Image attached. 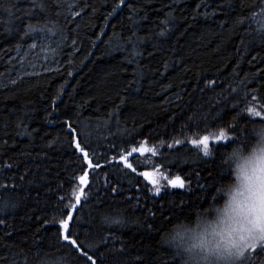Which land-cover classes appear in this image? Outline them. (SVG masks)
Listing matches in <instances>:
<instances>
[{"label": "trees", "instance_id": "16d2710c", "mask_svg": "<svg viewBox=\"0 0 264 264\" xmlns=\"http://www.w3.org/2000/svg\"><path fill=\"white\" fill-rule=\"evenodd\" d=\"M45 43L43 69L19 76V52ZM262 106L264 0H0V264H86L54 223L81 187L70 230L96 264H181L162 237L213 201L226 153L264 122L246 109ZM205 135L208 157L192 144ZM141 147L156 154L128 155Z\"/></svg>", "mask_w": 264, "mask_h": 264}, {"label": "clouds", "instance_id": "9594fccd", "mask_svg": "<svg viewBox=\"0 0 264 264\" xmlns=\"http://www.w3.org/2000/svg\"><path fill=\"white\" fill-rule=\"evenodd\" d=\"M248 135L247 145L226 153L229 179L213 201L162 237L181 264H242L246 246L264 242V122L252 124Z\"/></svg>", "mask_w": 264, "mask_h": 264}, {"label": "snow or ice", "instance_id": "6c2138e0", "mask_svg": "<svg viewBox=\"0 0 264 264\" xmlns=\"http://www.w3.org/2000/svg\"><path fill=\"white\" fill-rule=\"evenodd\" d=\"M125 2V0H120V5H123ZM41 8L44 7V4L41 3L39 5ZM77 15H79V13H77ZM32 27V26H30ZM34 30V29H33ZM164 33H161V35H163ZM264 107V106H262ZM247 113L251 116V117H259L261 118L262 121H264V117L261 116V112L258 111L256 108L254 107H249L246 109ZM68 129H69V134L73 135V139H72V145L74 146L75 150H78L81 154L82 157L81 159L83 161L86 162L87 168L88 169H98L100 168L102 165H100L98 162L94 165L92 162V159L89 157V152L86 150V147L82 145L80 139L74 135L76 132V129L72 127L71 122H65ZM215 139L217 142L220 141H229V143L231 142L228 131L226 129L221 128L218 133L215 136ZM176 144H179L180 141H175ZM209 136L205 135L201 140L196 141L193 140L192 144L200 146L202 145V151H203V155L205 157L210 156V148H209ZM169 147H172V145H169ZM136 151H140L141 153L143 152H151L153 155L156 154V149L153 148H146V147H141L140 149H136L133 148L131 150V152L128 153V155H131L132 152H136ZM113 159H115V157H113ZM120 160L124 162V165L131 169L133 172L136 171L135 168L132 167V165L130 163H128L127 160V156L126 155H122L120 157ZM141 175L147 177L150 181V183L154 186V192L156 196H159L161 193V185L158 184V181L153 178V176L150 173H141ZM165 179H167L165 177ZM79 183L80 185H84L87 186L88 184V171L84 170L83 175L79 176ZM168 185L175 189V188H185V181L183 179H181L180 177H176L175 179H171L168 180ZM113 192L116 191L115 188L112 189ZM84 196V188L81 187L79 189V194H77L75 196V203L72 204L70 206L71 210L68 211L66 213V218L61 219L59 221H55L54 223H58L59 224V228L57 229V232L59 234V238L66 243V246L71 248L72 250H74L76 253H78L79 256L83 257L86 261V264H96V259H94V256H96V251L95 249L93 250V253L90 255L88 248H92V245H82L81 243H78L79 240V236L78 235H74L73 232L70 230V224L73 222V213H77L78 214V208L77 206L81 203V197ZM3 221H0V223H2ZM105 222L108 224H118L123 226L124 225V221L122 219L117 220V219H113L110 217H105ZM106 243V241H105ZM98 247V246H97ZM247 247V251L246 253H242L243 255V260H249L251 259V254L256 253L257 249L260 250V252H264V242H257L255 244H252L251 246H246Z\"/></svg>", "mask_w": 264, "mask_h": 264}, {"label": "rangeland", "instance_id": "374dc122", "mask_svg": "<svg viewBox=\"0 0 264 264\" xmlns=\"http://www.w3.org/2000/svg\"><path fill=\"white\" fill-rule=\"evenodd\" d=\"M50 50V45L46 43L42 49H39L36 44H33L28 49L21 50L16 57L18 58V63L16 65L18 66L19 76H26L31 73L36 74L39 70H42L43 66H41L40 62H46L48 60L47 55ZM140 153L139 151V154ZM129 160L130 159H128V161Z\"/></svg>", "mask_w": 264, "mask_h": 264}]
</instances>
